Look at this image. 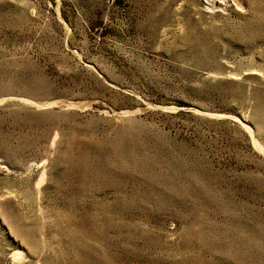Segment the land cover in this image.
Instances as JSON below:
<instances>
[{
  "label": "rangeland",
  "instance_id": "rangeland-1",
  "mask_svg": "<svg viewBox=\"0 0 264 264\" xmlns=\"http://www.w3.org/2000/svg\"><path fill=\"white\" fill-rule=\"evenodd\" d=\"M0 264H264V0H0Z\"/></svg>",
  "mask_w": 264,
  "mask_h": 264
},
{
  "label": "bare ground",
  "instance_id": "bare-ground-1",
  "mask_svg": "<svg viewBox=\"0 0 264 264\" xmlns=\"http://www.w3.org/2000/svg\"><path fill=\"white\" fill-rule=\"evenodd\" d=\"M252 140L254 141V143H256V140L254 138Z\"/></svg>",
  "mask_w": 264,
  "mask_h": 264
}]
</instances>
